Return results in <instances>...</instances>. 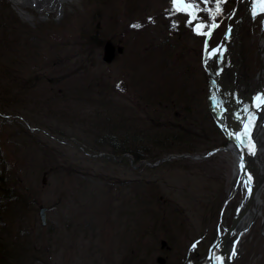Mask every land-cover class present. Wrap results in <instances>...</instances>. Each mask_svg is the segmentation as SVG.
I'll list each match as a JSON object with an SVG mask.
<instances>
[{
  "label": "rangeland",
  "instance_id": "rangeland-1",
  "mask_svg": "<svg viewBox=\"0 0 264 264\" xmlns=\"http://www.w3.org/2000/svg\"><path fill=\"white\" fill-rule=\"evenodd\" d=\"M194 2L196 19L177 11L172 0H59L43 9L0 0V173L9 189L0 201V244L13 243L18 255L12 264H125L127 259L156 264L169 236L161 226L165 201L179 213L168 244L172 254L164 256L168 264L187 263L177 259L194 244L185 261L199 264L228 225L243 191L229 151L207 156L219 146L217 135L197 126L194 146L210 143L212 149L133 162L128 153L114 156L92 142L86 119L68 120L53 112L55 107L35 105L45 96L58 106L55 95L66 93L54 88L67 81L74 90L89 87L82 95L76 90L77 100L85 102L81 114L110 111L132 119L139 130L173 131L178 109L155 106L153 94L167 70L181 75L196 113L204 108L209 114L214 95L201 57L228 18L243 13L244 3ZM261 14L235 30L243 33L249 51L246 83L257 71L250 25L255 29ZM200 24L206 25L201 32L211 34L198 32ZM106 42L121 47L109 61L102 58ZM159 44L165 52L154 62L150 49ZM227 79L225 97L233 90L241 95V85L231 88ZM85 92L93 97L88 102ZM40 206L46 208L44 226ZM231 264H264V215L242 237Z\"/></svg>",
  "mask_w": 264,
  "mask_h": 264
},
{
  "label": "trees",
  "instance_id": "trees-1",
  "mask_svg": "<svg viewBox=\"0 0 264 264\" xmlns=\"http://www.w3.org/2000/svg\"><path fill=\"white\" fill-rule=\"evenodd\" d=\"M150 51H153L150 59L154 56L152 60H154L155 62L156 59L165 52V49L162 44H159L158 46L151 48ZM157 67L161 70L163 68V63L159 62ZM159 76L161 79V84H159L156 90L153 91V94H156L154 100L155 106L162 105V108H168L171 106L172 108L178 109L180 115L178 114V118L175 119L178 121V126H176V130L173 131L169 129H161L157 130L156 132L150 133L148 131H145V129L139 130L138 126H134L132 119L120 116L118 117L116 113H112L110 111L95 113V110L93 112L81 114L80 112L81 110H83V108L80 105L85 102H81L80 100H77V98L81 99L80 96L83 94L82 92H89V87H87V85H82L80 86V89L75 88L74 90V88H71L72 84L68 83L67 81H64L62 83L59 82L58 84L61 87L54 88L55 92H62V94L66 93V95L61 96H59L58 94L55 95L57 99H60L59 103L55 104L58 106H54L51 100L47 99L45 96H42V99H38L39 101L36 102L35 105L41 108L47 106L48 109L49 106L58 108H54L53 112H56L61 117H67L68 120L78 119L80 121H85L86 119L88 123L87 127L89 130L88 137L92 142L94 141L100 143L101 145H105L109 149L110 154L114 156L121 155L122 153H128L133 162H138L142 159L154 161L161 156L170 154L172 152L176 154L205 153L206 151L212 149V145L210 146V143L206 148H196V145L194 146V144L197 142V138L194 137L193 131L195 128H198L197 126H202V128L208 133L217 135L219 137L216 142L218 145L224 144L223 137H221L220 132L218 131L217 127L213 123L210 115L206 112V110L202 108L198 113H196L195 106L191 107V101L189 100L187 102V99H189L188 95L190 93L186 91L187 87L185 86L183 79H181V75H178L177 72L166 70L165 74L164 72H161ZM73 80L77 81V79H75L74 77ZM144 83L148 85V80ZM85 87L87 88V90ZM76 90L81 93L80 96L76 94ZM88 92H85L86 95H83L86 102H88L89 100L87 98L88 96L91 99L93 98L92 95L88 94ZM20 101L23 102L22 98L18 102ZM51 103L53 105H51ZM62 110L63 112H60ZM89 113L91 114V116L84 118L80 116ZM69 114L71 115L67 116ZM180 123L184 124V126ZM4 180L5 177L0 173V201L5 199L4 197L8 196L9 194V189L2 186ZM154 197L159 198L158 195ZM163 206L161 226L162 228L165 227L166 229H168L167 234L169 236L167 238L166 245L162 240V243L165 246L162 245L160 247L162 248V250L159 253L160 255H157L155 257V261L157 260V258L168 255L170 256L172 254V249L171 247L168 248V244L171 238L174 237L171 230H173L172 227L179 215L177 207L173 206L170 203H167V201L163 203ZM0 211H2L1 202ZM155 219V221H158L157 218ZM17 255L18 254L17 252H15L12 242H5L2 243V245L0 244V264H12L13 260L17 258ZM178 256L179 255H177V257ZM127 261L128 263L125 264H146L141 260H138V262L136 263H131V259H127ZM167 261L165 264L169 263H167ZM184 262L185 258H183L180 262H178L177 259V263Z\"/></svg>",
  "mask_w": 264,
  "mask_h": 264
},
{
  "label": "water",
  "instance_id": "water-1",
  "mask_svg": "<svg viewBox=\"0 0 264 264\" xmlns=\"http://www.w3.org/2000/svg\"><path fill=\"white\" fill-rule=\"evenodd\" d=\"M245 3V12L244 14L227 24L222 35L220 36L218 42L211 48L209 51L205 52L202 60L201 66L206 74V78L208 81L212 82L213 92L215 94L216 102L220 107V113H218L217 118L212 114V117L215 121V125L218 127L222 135L225 139L229 140L228 145L225 147H220L217 149H213L208 154L216 152L218 150L227 149L231 150L238 155V165L240 169V174L242 178V184L245 189V195L242 201L239 203L238 208L232 215L228 226L223 230L221 234L217 235L216 240L209 248L207 256L205 260L201 264H214L216 259L217 263H219L220 256L216 251L224 256V261L222 264H230L233 256L234 249L237 243V231L241 227V225L246 221L250 214V210L253 207L254 203L259 197L260 191L264 185V156L260 159L261 168L258 170L255 161V153L256 148L261 144L259 139V134L264 130V120L261 119L257 122L256 132L254 133V137L256 141L249 145L246 139L245 132L248 128H246L245 120L248 118V115L251 112H258L263 103L260 101L253 105V107H245V109L237 112V116L233 118V122L228 124L227 122V110L222 98V92L219 85V80L214 72L209 68V61L219 52H224V46L227 43L228 36L230 35L231 30L237 26V24L244 22L247 20L250 14V0H244ZM264 43V31L261 35H259L256 42V54L258 61V71H257V82H258V90L260 89V75L264 73L263 60L264 53L262 45ZM115 52L120 53L121 47L114 48L113 45L106 42L103 45V60L109 61L113 58ZM260 91V90H259ZM259 95V94H258ZM215 102V103H216ZM241 114V120L238 121V115ZM258 118V117H257ZM239 137V139H237ZM264 202V200H263ZM45 207H39L38 209V218L40 221V225H44L45 223V215H44ZM230 236L233 238L230 241V244L226 246V242ZM159 263L163 262L162 258H157Z\"/></svg>",
  "mask_w": 264,
  "mask_h": 264
},
{
  "label": "flooded vegetation",
  "instance_id": "flooded-vegetation-1",
  "mask_svg": "<svg viewBox=\"0 0 264 264\" xmlns=\"http://www.w3.org/2000/svg\"><path fill=\"white\" fill-rule=\"evenodd\" d=\"M241 28V27H240ZM252 30L250 27L249 32ZM236 32V31H235ZM233 32L231 40L226 46L227 58L224 56L223 62L220 61L221 56H218L212 61V69L216 75L220 78V86L222 87L225 83V78L228 77V85L231 88L236 89V86L239 84L243 86L242 89L245 90V93L240 96V93H236L233 90V95L230 99L225 97V107L227 110V120L230 122L233 120L235 114L244 104V96L248 93L246 87V79H248L249 65L247 64V55L249 53L248 47L243 45V33ZM250 43V42H248ZM245 82V83H244ZM241 88V87H240ZM241 90V89H240ZM249 96V95H248ZM216 110L220 111V108L216 106ZM217 115V113H215Z\"/></svg>",
  "mask_w": 264,
  "mask_h": 264
},
{
  "label": "bare ground",
  "instance_id": "bare-ground-1",
  "mask_svg": "<svg viewBox=\"0 0 264 264\" xmlns=\"http://www.w3.org/2000/svg\"><path fill=\"white\" fill-rule=\"evenodd\" d=\"M16 5L19 6H25L27 3H32L36 8L38 9H43L45 7H52L56 3H58L59 0H12ZM28 6V5H27ZM32 6V5H31ZM262 48L264 50V43L262 45ZM264 53V51H263ZM263 67H264V60H263ZM229 99V98H228ZM212 101V100H211ZM254 130L255 127L250 132V137L249 141L255 140L254 137ZM263 132V133H262ZM260 133L259 138L261 139V144L260 148L257 149V155L258 159H260L264 155V130ZM259 163V169L261 168V163ZM263 199H264V185L262 187V190L260 191L259 197L254 203L253 207L250 210V214L246 221L241 225V227L237 231V236H238V243L237 247L240 244L242 237L245 236L247 233H249L250 229L254 225V223L260 218L263 217L264 215V204H263ZM224 257L219 258V263H223Z\"/></svg>",
  "mask_w": 264,
  "mask_h": 264
},
{
  "label": "snow or ice",
  "instance_id": "snow-or-ice-1",
  "mask_svg": "<svg viewBox=\"0 0 264 264\" xmlns=\"http://www.w3.org/2000/svg\"><path fill=\"white\" fill-rule=\"evenodd\" d=\"M173 5L175 6L176 10L179 12H185L189 16L192 17V19H196L195 17V2H188V0H172ZM257 7L260 9L261 13H264V0H257ZM217 11H219V4H217ZM191 22V21H190ZM216 25H211L210 27H215ZM133 27H139V25H133ZM206 25L200 24L197 26V31L204 35H210V32H201V29L205 28ZM260 100L261 103H264V98H257ZM245 135H247V132H245ZM239 139V137H237ZM193 248H195V244L193 245Z\"/></svg>",
  "mask_w": 264,
  "mask_h": 264
}]
</instances>
